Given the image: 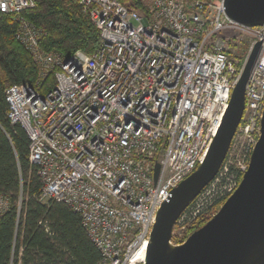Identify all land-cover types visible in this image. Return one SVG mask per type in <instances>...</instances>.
<instances>
[{"label": "built area", "instance_id": "obj_1", "mask_svg": "<svg viewBox=\"0 0 264 264\" xmlns=\"http://www.w3.org/2000/svg\"><path fill=\"white\" fill-rule=\"evenodd\" d=\"M77 1L100 41L91 53L78 49L66 57L41 47L45 31L24 15L34 0H0V12L13 15L15 38L37 67L33 84L4 89L6 116L28 137V159L41 180L39 200L79 214L99 251L97 264H143L157 210L204 160L259 41L228 156L177 218L170 242L183 243L192 220L214 200L226 199L248 167L264 107V22L248 26L230 19L223 0H143L145 15L120 0ZM223 33L245 39L241 65ZM51 73L53 84L44 91ZM237 137L247 145L232 162ZM8 207L0 192V216Z\"/></svg>", "mask_w": 264, "mask_h": 264}, {"label": "trees", "instance_id": "obj_2", "mask_svg": "<svg viewBox=\"0 0 264 264\" xmlns=\"http://www.w3.org/2000/svg\"><path fill=\"white\" fill-rule=\"evenodd\" d=\"M120 1L146 14L143 0ZM34 2L24 15L45 31L40 41L43 49L68 57L78 49L91 53L98 46L99 31L77 0ZM15 30L13 15L0 12V192L9 200L8 209L0 216V264H9L11 257L12 264H97L99 251L87 236L79 214L63 203L39 200L41 180L28 159V137L6 116V86L33 84L37 78L33 57L17 41ZM247 48L240 46V65ZM52 84L51 73L42 84L43 90ZM235 169L234 165L229 167L230 172ZM224 200H214L199 213L188 225L187 235L206 222Z\"/></svg>", "mask_w": 264, "mask_h": 264}, {"label": "water", "instance_id": "obj_3", "mask_svg": "<svg viewBox=\"0 0 264 264\" xmlns=\"http://www.w3.org/2000/svg\"><path fill=\"white\" fill-rule=\"evenodd\" d=\"M227 17L248 26L264 22V0H223ZM260 51L253 44L231 91L228 106L197 168L170 190L156 212L143 264H264V107L258 138L236 189L181 244L170 242L180 214L220 170L241 121L244 91ZM158 164L154 165L156 179Z\"/></svg>", "mask_w": 264, "mask_h": 264}, {"label": "rangeland", "instance_id": "obj_4", "mask_svg": "<svg viewBox=\"0 0 264 264\" xmlns=\"http://www.w3.org/2000/svg\"><path fill=\"white\" fill-rule=\"evenodd\" d=\"M220 38H231L229 45H228V50L231 54V56H236V58H238V55L240 54V46H241V41H245V39H243L240 36H234L231 33H223L220 35ZM242 41V42H243ZM247 142L245 140H243L242 138H238L234 141L233 143V148H231L230 150V161H236L237 159L240 158V151L243 150V146H246ZM239 157V158H238Z\"/></svg>", "mask_w": 264, "mask_h": 264}, {"label": "bare ground", "instance_id": "obj_5", "mask_svg": "<svg viewBox=\"0 0 264 264\" xmlns=\"http://www.w3.org/2000/svg\"><path fill=\"white\" fill-rule=\"evenodd\" d=\"M20 254V253H19Z\"/></svg>", "mask_w": 264, "mask_h": 264}]
</instances>
